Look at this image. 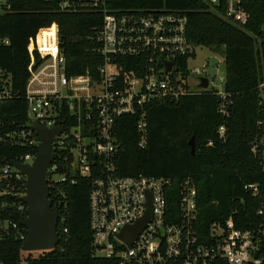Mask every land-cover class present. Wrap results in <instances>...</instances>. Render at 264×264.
<instances>
[{"label":"trees","instance_id":"16d2710c","mask_svg":"<svg viewBox=\"0 0 264 264\" xmlns=\"http://www.w3.org/2000/svg\"><path fill=\"white\" fill-rule=\"evenodd\" d=\"M7 2L12 11L0 15V36L7 37L9 44L0 45V68L11 74L13 96L0 101V264H21V236L25 237V230L19 221L26 213L18 210V205L23 204L20 194L25 179L23 176L16 181L13 171L2 177L1 168L21 163L26 154L37 152L36 146L20 141L21 132L29 128L26 47L34 41L39 27L55 22L66 74L95 77L103 62L97 39L102 15L60 12L57 0ZM258 4L252 3L256 14ZM118 6L165 7L182 12L187 18L188 44L192 48L206 47L223 58L224 90L230 105L225 117L218 111L220 99L208 91L177 100H153L145 106L143 146L139 145L137 116L117 117L114 136L118 146L113 160L116 173L170 177L174 191L182 180L190 178L197 191L196 228L200 235L207 233L210 223L223 224L229 217L238 229H256L264 222V216L257 213L264 207V162L260 156L264 141V92L258 87L264 81V31L259 29L256 14H252L246 31L212 10L204 0H119ZM194 56L192 52L179 59L185 74L187 59ZM121 60L127 62L125 67L129 69L130 60ZM67 120L75 122L74 117ZM221 125L225 127L223 138L218 133ZM191 137L193 154L188 144ZM254 145L256 153L252 151ZM57 159L52 163H60ZM94 159L93 167L99 163L98 158ZM62 171L59 166L52 173L61 175ZM96 175V170L90 175H68L56 183L48 177L52 209L59 211L58 243L52 250L37 251V256L27 252L26 264H118L113 258L94 254L89 193ZM249 184L257 187L255 194L245 187ZM260 253L264 257L263 246ZM219 264L226 263L220 260Z\"/></svg>","mask_w":264,"mask_h":264},{"label":"built area","instance_id":"2783aa9c","mask_svg":"<svg viewBox=\"0 0 264 264\" xmlns=\"http://www.w3.org/2000/svg\"><path fill=\"white\" fill-rule=\"evenodd\" d=\"M118 1L57 0L60 12L102 15L97 39L103 62L95 77L67 75L58 24L52 22L39 27L34 41L26 47L29 62L25 100L29 128L21 132L20 141L37 147L38 138L30 127L31 121L45 128L62 125L63 130L53 141L60 163L56 161L49 167L52 183L65 180L68 175H90L97 171L89 193V220L96 256L113 258L118 264H219L220 260L226 264H264L260 253L261 246L264 247V222L256 229L241 230L229 217L223 224L210 223L207 233L200 235L196 228L197 191L190 178L182 180L174 191L170 177L116 173L113 160L118 146L114 136L117 117L137 116L139 145L143 146L145 106L153 100H177L208 91L220 99L218 111L225 117L229 115L230 105L224 82L216 86L206 74L193 77V73L200 72L188 67L190 58L187 74L179 65L180 58L193 52L186 38L187 18L182 12L165 7H120ZM204 1L246 31L252 14H256L252 3H259L256 19L260 31H264V0ZM11 11L7 0H0V15ZM8 44L9 39L0 36V45ZM121 58L130 60L129 69ZM167 63H171L168 71ZM200 77L208 80L205 88L200 86ZM10 86V72L0 68V101L13 96ZM258 87L264 92V81ZM67 112L71 114L69 117ZM71 117L74 123L67 120ZM218 133L224 137V125L219 126ZM262 144L263 149L258 151L264 162V141ZM256 147H252L254 153ZM33 156L26 154L21 163H30ZM94 157L99 163L93 167ZM59 166L63 170L60 178L53 179L52 172ZM12 171L15 180L21 181L24 175L14 165L5 164L1 176L6 177ZM245 187L253 194L257 192L253 184ZM23 194L24 190L20 196ZM148 197L151 207L148 220L127 246L118 234L145 215ZM25 209L24 202L18 205V210ZM257 213L264 216V207Z\"/></svg>","mask_w":264,"mask_h":264},{"label":"water","instance_id":"95a60500","mask_svg":"<svg viewBox=\"0 0 264 264\" xmlns=\"http://www.w3.org/2000/svg\"><path fill=\"white\" fill-rule=\"evenodd\" d=\"M171 63L166 64V71ZM208 80L200 77V86L205 88ZM30 127L38 138L37 152L30 163H16L14 168L25 176L23 184L24 194L20 197L26 204V216L19 221L25 230V237L21 242L20 249L24 252L52 250L57 246L58 233L57 224L59 211L52 209L49 198L48 177L51 175L49 167L56 158L53 150V141L63 130L62 125L45 128L35 121L30 122ZM191 153L194 152V138L188 141ZM148 208L143 217L133 225L121 229L118 237L127 245L137 237L139 231L146 224L150 215V198L148 197Z\"/></svg>","mask_w":264,"mask_h":264},{"label":"rangeland","instance_id":"374dc122","mask_svg":"<svg viewBox=\"0 0 264 264\" xmlns=\"http://www.w3.org/2000/svg\"><path fill=\"white\" fill-rule=\"evenodd\" d=\"M194 58L188 60L189 68H197L200 73H193V77L208 75L213 79V84L222 86L225 78L223 58L206 47L193 48ZM53 179H59V174H53ZM29 253L21 251V264H26L25 258ZM31 256H37V251H32Z\"/></svg>","mask_w":264,"mask_h":264}]
</instances>
